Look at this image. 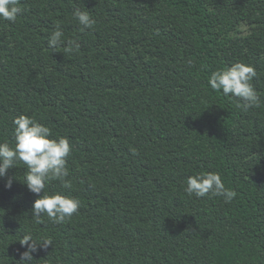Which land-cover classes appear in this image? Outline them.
<instances>
[{"label": "trees", "instance_id": "1", "mask_svg": "<svg viewBox=\"0 0 264 264\" xmlns=\"http://www.w3.org/2000/svg\"><path fill=\"white\" fill-rule=\"evenodd\" d=\"M18 6L15 22L0 19V142L14 147L20 115L67 137L69 186L52 179L45 191L80 207L37 223L39 197L17 162L0 178V264H21L25 234L52 242L32 264H264V0ZM76 8L93 28L81 30ZM57 24L65 43L52 50ZM236 62L257 71L260 102L247 112L208 83ZM201 171L218 172L235 198L189 196Z\"/></svg>", "mask_w": 264, "mask_h": 264}, {"label": "clouds", "instance_id": "2", "mask_svg": "<svg viewBox=\"0 0 264 264\" xmlns=\"http://www.w3.org/2000/svg\"><path fill=\"white\" fill-rule=\"evenodd\" d=\"M19 0H0V19L15 22L22 9L18 6ZM74 19L84 29H91L96 24L90 12L76 8L73 12ZM64 33L57 24L51 31L47 45L55 50L62 46ZM80 44L74 40L67 41V52L79 51ZM264 58V57H262ZM257 77L256 68L251 64L236 62L228 67L214 71L208 83L210 87L222 92L225 97L231 96L238 99L237 107L247 112L258 107L260 96L252 81ZM14 147L7 142H0V178L6 177L10 168L16 167L17 162L26 166L24 184L28 190L39 198L32 206V217L37 223H41L42 215H46L55 223H62L67 218L76 214L80 207V200L60 193L48 194L45 191L49 180H60L67 187L69 176L67 158L70 156L73 146L64 136L53 138L52 130L32 117L20 115L13 121ZM13 180L9 178L7 188L12 187ZM184 191L189 196L197 198L207 197L210 194L221 196L226 203H230L236 196V192L226 188L221 175L218 172L201 171L187 178ZM43 193V195H41ZM26 251L20 253L21 264H32L33 253L41 248L52 245L51 240L38 243L31 234H25L19 241Z\"/></svg>", "mask_w": 264, "mask_h": 264}]
</instances>
